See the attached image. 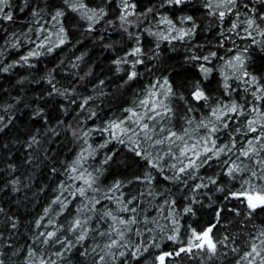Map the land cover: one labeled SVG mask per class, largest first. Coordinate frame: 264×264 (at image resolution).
<instances>
[{"label":"snow or ice","instance_id":"obj_1","mask_svg":"<svg viewBox=\"0 0 264 264\" xmlns=\"http://www.w3.org/2000/svg\"><path fill=\"white\" fill-rule=\"evenodd\" d=\"M190 2L157 0L138 11L136 0H101L96 7L90 6L86 0H61L59 6L47 12V0H21L18 11L30 10L36 27L29 28L28 33L35 32V39L27 37V33H8L2 27L0 31L8 36L5 43L11 48L21 47V35L27 37L24 43L34 47L15 62L0 67V72L6 73L17 65L33 67L29 63L32 58L51 54L69 43V31L74 26L66 27L65 20L69 13H74L79 21L86 23L84 31L88 33L95 31L101 22L107 27L118 23L120 30L134 40V46L113 61L118 72L123 70L121 65L128 66L124 80V84H128L143 75L137 71V66L144 65L151 72L145 60L158 58L160 41L190 42L194 39L199 29L194 16L182 15L173 19L162 12L163 9L182 10ZM258 3L259 7L253 0L203 2L208 16L215 17L220 26L217 47L225 53L218 55L217 51H208L198 55L193 51L188 57V61L196 62L200 73V79L188 88V96L191 102H203L206 115L197 112L199 119L193 115L196 110L189 99L174 87L168 76H153L151 83L136 92L135 99L127 107L113 113L102 126H68L72 137L82 141L81 148L72 160L62 162L64 179L57 183L52 190L54 196L34 220L30 241L23 249L14 250L12 256L19 257L23 251V264H66L69 254L77 250L85 264H139L141 259L147 260L146 254L151 255L150 250L162 249L161 241L166 240L175 247L172 251H160L154 255L152 264H170L182 254L191 257L194 253L215 261L221 255H228L222 249L235 254V264H264V225H253V231L243 242L246 250L241 252L234 237L213 234L214 229L222 224V213L227 211L240 217L241 211L229 208L227 204H216L214 221L201 231L188 225L182 238L181 217L194 216L193 205L201 201L195 196L185 197L188 204L178 211L177 201L166 195L167 189L156 190L157 177L186 189L189 181H199L191 184L192 193L214 186L216 192L223 193L224 201L236 200L243 206V220H251L257 209H264V76L249 70L252 65L250 49L256 46L264 52V0H258ZM110 10L118 12L114 20L106 19ZM146 21L149 24L154 21L157 30L143 27ZM6 22H15L12 0H0V25ZM129 27L139 29V32H130ZM144 34L156 39L155 48L149 49L155 55L146 54L141 39ZM237 39L242 43L237 44ZM226 43L230 46L226 47ZM200 48L203 45H193V49ZM76 59L81 60L82 56ZM215 60L222 62L219 68L213 64ZM214 70L222 77L220 87L226 99L212 96L201 82L207 81ZM47 82L52 88L48 95L53 92L65 98L71 95L67 89L61 91L56 87L51 73ZM100 84L103 85L104 81L101 80ZM241 92L244 95L240 100L235 99L234 94ZM177 99L184 102L183 112H178L174 105ZM92 100L93 97L88 96L78 105L80 111H87L89 120L97 116V112L88 107ZM71 103L76 104L77 101L72 99ZM42 112L43 109H38L35 115L40 116ZM10 123L11 119L5 123L4 117L0 116V132ZM58 123L63 124L62 121ZM79 123L86 124L87 121ZM49 133L59 135L53 127H48L44 135ZM92 133L101 134L103 142L95 146L88 143ZM39 134L38 129L37 134L30 136L27 149L36 150L41 145ZM113 143L123 145L128 152L145 161L146 169L127 182L117 179L104 185L101 177L108 171V166L116 163L114 157L118 150H102ZM48 151L45 150L46 157ZM97 155L102 157L100 163H90L96 160ZM26 159L27 163H32L31 157ZM213 164L220 166V172L205 182L198 173ZM8 167L15 171L12 165ZM57 171L55 167L51 168L53 174ZM221 176L229 182L238 181L239 187L235 190L226 188ZM9 183L13 191H20L18 179ZM131 184L143 185L144 188L137 194L126 196L123 189ZM156 199L160 202L153 205L152 200ZM70 207L74 214L69 211ZM208 207H212L211 202ZM149 210H154L156 215L150 216ZM0 216L5 217L0 224L10 230L6 236L5 229L0 228V264H6L11 257L6 256L2 249L13 248L10 239L16 234L19 220L7 216L3 207H0ZM60 217L64 219L61 221ZM161 219L164 224L160 223Z\"/></svg>","mask_w":264,"mask_h":264},{"label":"trees","instance_id":"obj_2","mask_svg":"<svg viewBox=\"0 0 264 264\" xmlns=\"http://www.w3.org/2000/svg\"><path fill=\"white\" fill-rule=\"evenodd\" d=\"M60 2L61 0H47L49 7L46 11H52L60 5ZM86 2L90 6L96 7L101 0H86ZM136 2L138 11H142L145 6H151L157 0H136ZM203 2L204 0H191L189 4L183 6L182 10H162L173 19L182 15L194 16L199 25L197 35L190 42L160 41L158 58L151 61L145 60V64L151 69V72L147 71L144 65L137 66V71L143 75L128 84H124L128 66L121 65L123 70L118 72L113 61L128 52L134 46V40L120 30L118 23L113 27H107L101 22L95 31L88 33L84 31L86 23L79 21L74 13H69L65 20L66 27L74 26L69 31V43L55 49L51 54L32 58L29 63L33 67L17 65L6 73L0 72V116L4 117L5 123L9 119L12 121L4 128L3 132H0V189H2L0 190V207L4 208L7 216L17 217L19 220L16 234L10 239L13 248L2 249L6 256L11 257L6 264H23V251L20 252L19 257L12 256L11 253L17 248L23 249L30 241L34 220L43 213V209L54 196L52 190L57 183L64 179L62 162L72 160L81 148L82 141H77L72 137L69 125L72 128L102 126L103 122L113 113H119L123 107H127L135 99V93L151 83L153 76H168L174 87L178 88L179 92L190 101L188 88L194 81L200 79V73L196 62L188 61V57L193 51L198 55L206 54L208 51H217L218 55L225 54L217 47L220 26L216 23L215 17L208 16ZM253 3L259 7L258 0H253ZM20 6L21 0H12L15 22H6L0 27L6 29L8 33L12 31L27 33V37L35 39V32L28 33L29 28L36 27L30 10L26 9L24 12H20L18 11ZM41 6L44 5L41 4ZM112 8L114 9L115 5ZM116 15L118 12L110 10L106 19L114 20ZM45 20H47V15H45ZM143 27H150L152 31L157 30L154 21L152 24L146 21ZM224 27H227V24ZM129 31L138 33L139 29L129 27ZM27 37L21 35V47L11 48L5 43L8 36L0 31V67H6L15 62L21 55L26 54L30 48L34 47L24 43ZM233 38L235 39V37ZM141 39L146 54L155 55L149 49L155 48L156 39L147 34H144ZM236 43L241 44L242 42L237 39ZM243 43H250V41ZM194 44L203 45V48L193 49ZM228 46L230 44L226 43V47ZM250 54L252 65L249 70L264 76V52H260L256 46H253L250 49ZM78 56H82V59L77 60ZM74 64L75 67H73ZM213 64L219 68L222 62L215 60ZM53 69H55L54 72ZM49 73L54 77V83L58 89L61 91L67 89L71 93L68 98L55 92L48 95L49 92H52V88L47 82ZM101 80L104 81L103 85L100 84ZM221 80L219 72L214 70L207 81L201 82L212 96L226 99L220 87ZM242 95H244L242 92L239 95L234 94V98L240 100ZM88 96L93 97L88 107L97 112V116L92 120L88 119L87 111H80L78 107L80 100ZM72 99H75L77 103L72 104ZM190 103L196 110L193 115L197 119L200 118L197 112L207 114L206 109L202 106L203 102L190 101ZM174 105L178 112H183V101L177 99L174 101ZM38 109H43L40 116L35 115ZM60 121L63 122L62 125L58 123ZM80 121H87V123L80 124ZM48 127L56 128L59 135L52 136L49 133L45 136L44 133ZM38 129L40 130L38 138L41 140V145L36 150L27 149L26 143L31 135L37 134ZM103 140L104 137L101 134L92 133L88 143L95 146L102 143ZM45 150H49L47 157ZM109 150H118V154L114 157L116 163L108 166V171L101 177V182L104 185L111 184L117 179L127 182L134 175H139L146 169V162L128 152L123 145L113 143L102 151L108 152ZM28 157L32 158L31 164L27 163L26 158ZM101 159L102 157L97 155L96 160L90 161V163L98 165ZM9 165H12L15 171H12L8 167ZM53 167L58 170L55 174L51 172ZM219 172L220 166L213 164L211 167L200 169L198 175L204 177L207 182L208 177H216ZM14 179L20 181L17 185L20 188L18 192L13 191L9 183ZM220 180L226 188L232 187L235 190L239 187L238 181L229 182L226 177L222 176ZM195 182L199 181H189V188L186 189L182 185H175L157 177L156 190L167 189L166 195L176 199L178 211L188 204L185 197L195 196L201 201L200 204L193 205L194 216L188 214L181 217L180 222L183 225L180 232L181 237H184L185 228L188 225L197 231L209 226L215 219L216 204H221V206L227 204L229 208H239L242 215L237 217L231 212L222 213V224L214 229L213 234H227L234 237L241 252L245 251L246 246L243 242L253 231V225H264V209H257L251 220H243L245 209L236 200L224 201L223 193L216 192L212 185L199 193H192L190 187ZM5 185L8 186L5 187ZM143 188V185L131 184L123 191L127 196L137 194L138 190H143ZM159 202V199L152 200L153 205H157ZM210 202L212 207H208ZM69 211L74 214L71 207ZM148 214L156 215L154 210H149ZM4 218L0 216V220ZM63 219L64 217H60L61 221ZM160 223L164 224L165 221L161 219ZM0 228L5 229L7 236L10 230L4 224H0ZM161 244L162 249L150 250L151 255L146 254L147 260L141 259L139 264H152L154 255L160 251H172L175 247L172 242L166 240H162ZM221 251H227L228 255L226 257L221 255L215 261H208L202 255L194 253L191 257L182 254L180 258L173 259L170 264H235V254L228 249ZM68 262L70 264H85L84 258L79 256L77 250L69 254L66 264ZM130 264H134V262H130Z\"/></svg>","mask_w":264,"mask_h":264}]
</instances>
